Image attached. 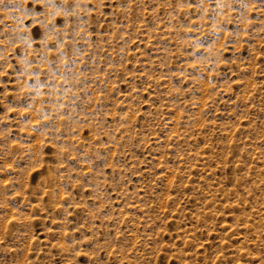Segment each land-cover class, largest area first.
Segmentation results:
<instances>
[{"label": "rangeland", "instance_id": "rangeland-1", "mask_svg": "<svg viewBox=\"0 0 264 264\" xmlns=\"http://www.w3.org/2000/svg\"><path fill=\"white\" fill-rule=\"evenodd\" d=\"M0 264H264V0H0Z\"/></svg>", "mask_w": 264, "mask_h": 264}]
</instances>
